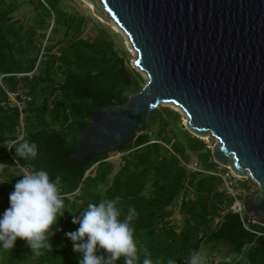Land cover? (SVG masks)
<instances>
[{
  "label": "trees",
  "instance_id": "1",
  "mask_svg": "<svg viewBox=\"0 0 264 264\" xmlns=\"http://www.w3.org/2000/svg\"><path fill=\"white\" fill-rule=\"evenodd\" d=\"M24 1L32 5L30 17L19 14ZM90 20L68 0H0V217L25 170L46 169L65 203L63 217L53 226L62 230L50 237L52 251L38 255L17 238L10 251L0 245V264H78L81 254L72 251L64 235L79 227L72 217L89 203L116 196L124 212L136 209V241L154 260L171 256L185 264L192 251L208 244L219 255L211 256L212 263L264 264V225L244 224L230 208L232 197L213 172L220 165L210 146L187 128L179 134L180 113L171 107L151 109L145 130L111 150L121 151L117 167L108 158L111 151L90 160L66 156L79 139L77 128L89 121V109L125 101L144 83L99 22L92 21L93 36L83 35ZM21 138L39 144L36 159L18 158L14 147L7 148ZM191 151L198 169L182 162L190 161ZM116 264H123V257Z\"/></svg>",
  "mask_w": 264,
  "mask_h": 264
},
{
  "label": "water",
  "instance_id": "2",
  "mask_svg": "<svg viewBox=\"0 0 264 264\" xmlns=\"http://www.w3.org/2000/svg\"><path fill=\"white\" fill-rule=\"evenodd\" d=\"M113 19L146 75L125 101L88 110L69 159L90 160L143 132L151 109L173 102L185 127L214 139L212 159L257 188L242 199L247 223L264 225V0H83Z\"/></svg>",
  "mask_w": 264,
  "mask_h": 264
},
{
  "label": "clouds",
  "instance_id": "3",
  "mask_svg": "<svg viewBox=\"0 0 264 264\" xmlns=\"http://www.w3.org/2000/svg\"><path fill=\"white\" fill-rule=\"evenodd\" d=\"M13 147L15 156L24 160L36 159L40 151L36 141L25 138L7 146L9 150ZM20 176L22 179L17 180L8 195L9 207L0 217V245L10 251L20 238L38 255L44 249L52 251L50 237L62 230L54 231L53 226L65 210L61 188L43 168L25 171ZM120 199L101 198L99 203H89L79 216L72 217V223L79 227L64 235L72 242V251L81 254L78 264H116L122 257L123 264H141V253L142 264H177L176 257L171 256L154 260L147 247L138 245L133 225L138 213L131 206L124 212L118 206ZM98 249L104 254H97ZM185 264H204V257L192 251Z\"/></svg>",
  "mask_w": 264,
  "mask_h": 264
},
{
  "label": "rangeland",
  "instance_id": "4",
  "mask_svg": "<svg viewBox=\"0 0 264 264\" xmlns=\"http://www.w3.org/2000/svg\"><path fill=\"white\" fill-rule=\"evenodd\" d=\"M68 3L70 7H74V8L79 9L80 11H83L91 18V20L88 21L85 25L83 35L93 36L97 31V27L92 23V21L95 20L99 22L103 27H105L108 30L112 38L113 44L117 46L119 49L124 50L125 59L130 63V65L135 70L140 72V74L142 75L145 81L146 79L145 73L141 71L137 66H134L131 64V60L136 57L137 53L134 47L132 46V44L130 43L127 35H125L126 33L119 27V25L113 19L104 20L101 17L93 14L90 8L91 6L87 4L86 2H84L83 0H68ZM32 12H33L32 5L28 1L22 2V4L19 7V14L25 17H30ZM157 106L159 108H161L162 106H168L180 113L179 120L175 122V126L179 129L178 133L182 134L180 132V129L186 128L185 127V119H186L185 112L173 102H160ZM158 125H159V122L158 121L155 122L153 124V129L156 130ZM168 127H170V125H168ZM173 131L174 130L168 129V133H171ZM200 138L204 139L207 142L208 146H210L212 142L214 141V139L210 138L207 135L200 136ZM120 155H121V151H111L109 153L108 158L114 161L115 167L118 166L121 160ZM194 160H196V156L194 155V152L191 151L190 161H194ZM1 167L2 165L0 164V170H1ZM246 183L250 186L251 190L257 188V184L249 178H246ZM173 217L175 218L179 217L178 211L176 210L174 211ZM211 250H213V248L211 246H208V244H206L205 247H202L199 249L198 252L204 257V264H215L211 262V256H215V257L219 256L217 254H214ZM236 264H244V263L238 262Z\"/></svg>",
  "mask_w": 264,
  "mask_h": 264
},
{
  "label": "built area",
  "instance_id": "5",
  "mask_svg": "<svg viewBox=\"0 0 264 264\" xmlns=\"http://www.w3.org/2000/svg\"><path fill=\"white\" fill-rule=\"evenodd\" d=\"M182 162L185 163L186 166L190 169L200 168V165L196 160L189 162H185V161ZM213 172H216L221 176L222 178L221 188L224 189L225 192L232 197L230 208L233 211H237L239 213L241 221L245 224L246 221L244 220V214L246 212L242 206V199L249 191H251L250 186L246 183V178H249L254 182L255 180L249 174L247 176H241L239 174L234 173L229 168V166L220 165V169Z\"/></svg>",
  "mask_w": 264,
  "mask_h": 264
},
{
  "label": "bare ground",
  "instance_id": "6",
  "mask_svg": "<svg viewBox=\"0 0 264 264\" xmlns=\"http://www.w3.org/2000/svg\"><path fill=\"white\" fill-rule=\"evenodd\" d=\"M91 6V4H89ZM126 35V34H125Z\"/></svg>",
  "mask_w": 264,
  "mask_h": 264
}]
</instances>
